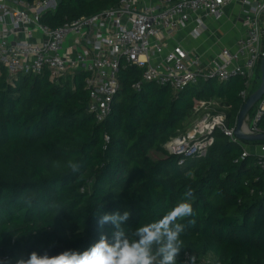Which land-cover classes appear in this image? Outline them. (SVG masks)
Here are the masks:
<instances>
[{"label":"trees","instance_id":"obj_1","mask_svg":"<svg viewBox=\"0 0 264 264\" xmlns=\"http://www.w3.org/2000/svg\"><path fill=\"white\" fill-rule=\"evenodd\" d=\"M119 1L64 0L40 22L58 28ZM143 71L121 68V90L99 122L88 110L86 73L59 82L48 72L10 78L0 65V260L82 253L102 234L111 240L112 226L98 225L106 213L130 210L131 234L162 217L190 185L195 215L181 221L179 260L190 253L214 264H264V171L255 154L242 157L245 146L264 141L235 142L216 130L207 155L183 164L166 148L185 131L197 101L228 106L235 127L249 97L242 96L246 79L201 80L180 92L151 82L135 91ZM257 127L264 131V115ZM70 162L81 164L78 173Z\"/></svg>","mask_w":264,"mask_h":264},{"label":"built area","instance_id":"obj_2","mask_svg":"<svg viewBox=\"0 0 264 264\" xmlns=\"http://www.w3.org/2000/svg\"><path fill=\"white\" fill-rule=\"evenodd\" d=\"M236 0H120L116 6L51 28L40 22L42 14L58 7L56 0H0V65L10 78L49 73L59 82L76 72L87 75L88 110L99 122L111 113L121 90L119 78L123 67L137 66L143 74L132 85L141 91L146 83L183 91L201 80L227 82L233 77L246 79V100L260 84L258 69L264 59V0H238L247 8L241 21L244 33L236 48L221 47L206 70L199 69L201 59L182 46L168 47V39L193 19L199 36L206 31L205 16L220 19L224 9ZM215 101H197L195 112L207 109ZM207 107V108H205ZM264 115V95L253 117L248 118V132L261 133L257 127ZM235 127L228 125L227 113L210 112L194 129L171 140L166 148L180 157L179 164L207 155L213 145V133L220 130L232 141H240ZM106 142L110 137H105ZM243 158L255 154L264 171V144L252 152L247 146ZM183 264H214L187 253Z\"/></svg>","mask_w":264,"mask_h":264},{"label":"clouds","instance_id":"obj_3","mask_svg":"<svg viewBox=\"0 0 264 264\" xmlns=\"http://www.w3.org/2000/svg\"><path fill=\"white\" fill-rule=\"evenodd\" d=\"M69 168L78 173L81 164L70 162ZM193 200L194 189L189 185L162 217L136 227L131 234L125 227L132 215L130 210L106 213L99 218L98 225L101 228L112 226L111 240L107 234H102L94 245L82 253L65 251L49 256L47 253L40 255L32 252L27 257L21 255L0 260V264H183L179 260L185 250L181 237L187 225L181 221L194 217ZM194 223V219L189 221V224Z\"/></svg>","mask_w":264,"mask_h":264},{"label":"crops","instance_id":"obj_4","mask_svg":"<svg viewBox=\"0 0 264 264\" xmlns=\"http://www.w3.org/2000/svg\"><path fill=\"white\" fill-rule=\"evenodd\" d=\"M246 8L241 1L236 0L224 9L220 19L205 16L206 31L197 37L193 35V32L198 23L197 19H193L186 27L179 29L173 37L168 39L167 48L171 49L173 46L179 45L192 55L200 56L201 66L199 69L206 70L221 47L236 48L238 37L244 33L241 21ZM261 145H248L247 148L255 152L259 151Z\"/></svg>","mask_w":264,"mask_h":264},{"label":"water","instance_id":"obj_5","mask_svg":"<svg viewBox=\"0 0 264 264\" xmlns=\"http://www.w3.org/2000/svg\"><path fill=\"white\" fill-rule=\"evenodd\" d=\"M58 5H61L64 0H56ZM261 82L259 87L249 95L248 99L242 106L235 129V135L240 141H249V142H263L264 141V132L261 133H250L245 131V128L248 127L247 121L250 115L251 110L257 105L264 95V59L261 62Z\"/></svg>","mask_w":264,"mask_h":264},{"label":"rangeland","instance_id":"obj_6","mask_svg":"<svg viewBox=\"0 0 264 264\" xmlns=\"http://www.w3.org/2000/svg\"><path fill=\"white\" fill-rule=\"evenodd\" d=\"M261 74H262V72H261V69L259 68L258 69V75H260V77H261ZM260 82H261V78H260ZM214 101L215 102L211 106H207L208 108L205 107L207 109H202L199 112L194 111V113H191V115L187 118V120L185 122V131H183L180 135H184L188 131L194 129L195 125L204 117L205 113H207L208 111L227 113L228 106L224 105L219 100H214ZM247 125L250 126V123L248 121H247ZM155 157L158 158V157H160V155H154V158Z\"/></svg>","mask_w":264,"mask_h":264},{"label":"bare ground","instance_id":"obj_7","mask_svg":"<svg viewBox=\"0 0 264 264\" xmlns=\"http://www.w3.org/2000/svg\"><path fill=\"white\" fill-rule=\"evenodd\" d=\"M245 131H248V128L247 127L245 128Z\"/></svg>","mask_w":264,"mask_h":264}]
</instances>
